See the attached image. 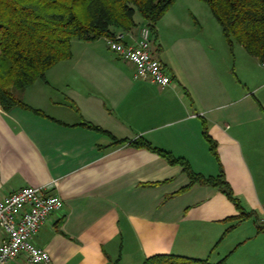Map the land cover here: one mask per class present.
Masks as SVG:
<instances>
[{
    "label": "crops",
    "instance_id": "1",
    "mask_svg": "<svg viewBox=\"0 0 264 264\" xmlns=\"http://www.w3.org/2000/svg\"><path fill=\"white\" fill-rule=\"evenodd\" d=\"M136 21L117 34L125 43L135 44L146 25ZM152 53L171 86L135 79V66L106 38L74 40L72 58L19 95L43 115L0 109V200L25 187L63 199L33 238L53 264H144L157 255L264 264V164L255 154L264 152L263 65L229 46L199 0H177L156 26ZM83 121L117 140L143 138L205 177L222 168L247 216L219 188L182 191L191 181L181 166L129 144L111 146ZM5 238L0 229V246Z\"/></svg>",
    "mask_w": 264,
    "mask_h": 264
},
{
    "label": "trees",
    "instance_id": "2",
    "mask_svg": "<svg viewBox=\"0 0 264 264\" xmlns=\"http://www.w3.org/2000/svg\"><path fill=\"white\" fill-rule=\"evenodd\" d=\"M205 3L223 29L231 48L241 45L246 52L264 64V0H199ZM177 0H0V109L15 107L40 111L27 106L19 95L62 61L72 58L74 40L94 42L115 38L122 31L139 27L136 17L148 24L153 37L156 26ZM80 126L105 134L114 141L111 146L125 145L146 149L165 158L172 166H181L190 179L188 190L195 184L219 188L246 217L240 201L225 178L222 168L215 177L193 171L184 158L153 145L143 138L121 141L103 129L83 121ZM204 137L217 158V144L207 133ZM110 146V147H111ZM219 165L221 166L220 162ZM116 264H119L118 262ZM144 264H211L209 260L174 255H157ZM218 264H227L225 260Z\"/></svg>",
    "mask_w": 264,
    "mask_h": 264
},
{
    "label": "built area",
    "instance_id": "3",
    "mask_svg": "<svg viewBox=\"0 0 264 264\" xmlns=\"http://www.w3.org/2000/svg\"><path fill=\"white\" fill-rule=\"evenodd\" d=\"M106 41L113 52L135 66V79L149 80L161 88L172 85L165 65L152 53L153 33L148 24L135 44L125 43L120 35ZM63 207L61 197L38 187H25L0 200V229L6 233L0 246V264H11L21 256L26 257V264H53L50 254L37 247L33 238L49 216Z\"/></svg>",
    "mask_w": 264,
    "mask_h": 264
},
{
    "label": "rangeland",
    "instance_id": "4",
    "mask_svg": "<svg viewBox=\"0 0 264 264\" xmlns=\"http://www.w3.org/2000/svg\"><path fill=\"white\" fill-rule=\"evenodd\" d=\"M258 96L259 97H261V98H263L264 99V86H263V88L259 91V93H258ZM264 102V101H263ZM255 154H256V156L263 162V164H264V152L262 151H255Z\"/></svg>",
    "mask_w": 264,
    "mask_h": 264
}]
</instances>
